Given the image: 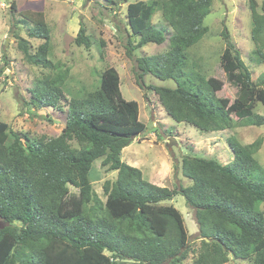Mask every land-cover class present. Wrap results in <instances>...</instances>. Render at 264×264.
I'll list each match as a JSON object with an SVG mask.
<instances>
[{
  "label": "trees",
  "instance_id": "16d2710c",
  "mask_svg": "<svg viewBox=\"0 0 264 264\" xmlns=\"http://www.w3.org/2000/svg\"><path fill=\"white\" fill-rule=\"evenodd\" d=\"M114 4L113 0H104ZM128 2V0H123ZM212 0H151L128 3V27L136 42H128L126 55L146 44L167 50L135 60V82L143 78L173 80L175 88L149 86L167 116L200 132L229 130L237 123L264 127V73L258 83L229 39L221 35L224 49L219 65L226 81L236 88L233 119L200 73L190 71L186 51L207 33L203 20ZM251 40L264 62V0H248ZM11 9L16 10L14 4ZM164 28L152 24L157 10ZM31 22L27 36L44 42L31 52L28 42L17 37V48L26 61L46 69L55 67L47 58L50 32L41 12L21 15ZM76 46L90 47L85 28L79 25ZM101 47L103 43H100ZM3 68H0V76ZM67 71L44 76L30 89V103L37 108L61 109ZM186 84L188 86H186ZM64 127L50 139H30L9 133L0 122V215L7 226L0 230V264H182L191 252L179 211L161 205L181 195L193 210L199 247L192 264H226L230 258L264 264V168L254 155L263 140L242 145L226 138L233 159L186 156L181 175L187 187L169 189L151 184L142 172L124 163L121 151L140 135L135 101L122 97L117 71L105 68L98 88L67 101ZM11 132V131H9ZM74 141L78 148H72ZM115 180L102 186L104 201L92 191L89 173L96 160ZM69 186L77 193H71ZM208 240V241H206Z\"/></svg>",
  "mask_w": 264,
  "mask_h": 264
},
{
  "label": "rangeland",
  "instance_id": "374dc122",
  "mask_svg": "<svg viewBox=\"0 0 264 264\" xmlns=\"http://www.w3.org/2000/svg\"><path fill=\"white\" fill-rule=\"evenodd\" d=\"M113 1L114 4L104 0H0V68H3L0 76V122L8 125L9 137L12 132L30 139L58 136L65 124L67 101L98 88L101 72L112 67L119 75L122 97L137 102L138 119L145 125L144 131L121 151L120 158L124 163L138 168L145 180L150 179L156 186L169 189L189 186L191 181L184 178L179 170L181 159L196 156L227 164L233 159L226 143L229 136H234L242 145L261 138V148L254 158L264 168V127L237 123L229 130L203 133L192 125L173 121L166 115L156 94L147 89L149 86L175 88L173 80H158L146 75L143 78L146 88L141 89L136 85L135 59L165 52L167 42L161 45L146 44L134 51L131 58L128 57L127 44L137 39L130 33L126 6L132 2L151 0H128L126 3L123 0ZM255 1L258 5L262 2ZM12 3L16 10L11 9ZM37 12L44 15L49 28L47 58L55 65L53 69L28 63L17 48V37L28 42L31 52H35L44 42L27 36L31 22L21 17ZM80 24L91 40L90 47L76 46L74 43ZM152 24L160 28L166 26L159 9L152 17ZM203 25L207 27V33L186 51L188 69L208 80L215 96L221 99L225 109L235 119L233 109L236 88L226 81L219 65L225 46L221 35L223 30H226L231 43L251 71L253 81L258 83L259 76L264 73V62L258 56L250 36L252 25L248 0H212ZM100 43H103L102 47ZM262 51L264 53V49ZM65 70L67 75L61 109L33 106L29 91L38 79L52 77L58 71ZM254 112L264 115V107L257 103ZM70 145L78 148L74 141ZM115 177L116 172L107 171L101 166V159L96 160L89 173L93 193L104 201L103 183L112 182ZM257 179L264 182V177ZM69 191L77 193L71 186ZM160 204L171 205L181 214L187 231L188 249L191 251L182 264H192L200 244L193 210L186 205L181 195ZM226 264L253 263L230 258Z\"/></svg>",
  "mask_w": 264,
  "mask_h": 264
},
{
  "label": "water",
  "instance_id": "95a60500",
  "mask_svg": "<svg viewBox=\"0 0 264 264\" xmlns=\"http://www.w3.org/2000/svg\"><path fill=\"white\" fill-rule=\"evenodd\" d=\"M135 137L136 136H132L131 139L133 140ZM167 147L170 148V145L168 144ZM6 226H7V222L4 219H2V217L0 215V230L3 229ZM206 241H208V240H206Z\"/></svg>",
  "mask_w": 264,
  "mask_h": 264
},
{
  "label": "crops",
  "instance_id": "0c3cea01",
  "mask_svg": "<svg viewBox=\"0 0 264 264\" xmlns=\"http://www.w3.org/2000/svg\"><path fill=\"white\" fill-rule=\"evenodd\" d=\"M213 133V132H212ZM232 156V155H231ZM232 159V157H230V160ZM218 161V160H217ZM219 162V161H218ZM219 163H221V162H219ZM221 164H223V163H221ZM136 166V165H135ZM179 170H180V165H179ZM148 182H150L151 184H154L155 185V183H154V181H152V180H150V179H148L147 180Z\"/></svg>",
  "mask_w": 264,
  "mask_h": 264
}]
</instances>
